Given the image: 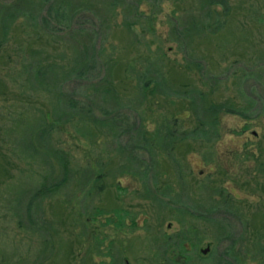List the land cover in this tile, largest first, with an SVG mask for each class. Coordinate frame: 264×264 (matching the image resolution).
<instances>
[{
  "label": "rangeland",
  "instance_id": "374dc122",
  "mask_svg": "<svg viewBox=\"0 0 264 264\" xmlns=\"http://www.w3.org/2000/svg\"><path fill=\"white\" fill-rule=\"evenodd\" d=\"M94 1L99 3L98 8L106 10L110 6L108 0ZM150 2H142L140 23L132 24L131 31L123 23L120 7L114 11L108 9V22L100 23L97 28V53L103 48L100 55L116 61L113 84L122 99L118 117L122 131L104 128L96 143L77 131L72 123L53 120L49 92L23 90L19 87L20 80H15L28 51L41 61L62 62L64 54L70 52L69 47L43 36L46 30L42 29L41 21L40 27L34 28L22 20L15 23L9 40L0 46V264H223L217 256L230 240H238L244 232L247 237L248 231L260 226L264 217V172L258 162L264 161V113L250 118L243 115L239 108L248 104L241 90L252 89L254 78L241 89L234 75L243 79L248 72L243 68L251 66L257 70L259 64L264 65V56L246 60L244 65L251 44L258 43L264 49V0H229L232 10L227 16L232 17L234 28L225 27L222 36L198 37L190 50L178 47L170 33L178 15L197 7L193 0H160L156 7ZM82 13L77 21L74 19V24L98 20L104 10L95 11V15ZM58 35L68 38L67 34ZM226 56L227 60H221ZM146 57L163 70L167 82L173 85L170 94L153 89L154 81L141 94L138 88L143 80L130 68H141ZM229 59L240 61L222 72L219 89L209 93L218 86L211 85L215 80L211 71L228 65ZM197 61L203 62V68ZM93 70L91 74H96L97 85L107 73L101 66ZM154 75L158 76L157 72L148 73L145 80H152ZM79 84L77 79H67L64 92L70 96L76 91L85 92L86 86L80 88ZM191 86L208 92L207 99L211 102L235 104L234 112L219 114L218 134L211 131L207 138L193 135L196 127L193 100L184 92ZM104 107V110L113 108L112 104ZM41 115H45L47 123L55 122L51 128L52 142L64 151L70 166L96 170L102 175L103 183L98 193L87 194L88 188L68 185L60 195H46L42 221L34 215L35 224L47 230L53 241L52 253L42 263L37 258L42 240L31 230L25 213L28 198H23L16 211L12 196L13 191L19 193L34 184V180L38 182L45 172L36 163L30 166L18 158L12 141L16 123L23 119L22 125H35L31 117ZM161 125L178 130V136L185 132L173 149L176 162L164 160L160 155L156 160L142 144L140 148L133 146L138 144V131H146L149 136ZM131 156L135 165L142 166L141 170L149 166L146 180L131 173L121 174ZM204 157L210 159L208 163ZM60 170L57 166L55 172ZM54 182L51 180L49 184ZM152 194L156 198L147 197ZM183 201L191 206L184 207ZM202 202L205 208L200 205ZM224 216L233 219L231 234L230 230L217 229L214 225V221ZM245 217L250 219V226L242 222ZM181 220L186 223L182 224ZM193 225H196L193 231L202 239L199 256L194 247L179 248L174 244L179 241L178 232ZM228 234L229 237L221 240L220 237ZM240 243L236 244L241 249L238 263L255 264L248 261L249 254L245 257L247 248ZM207 247L209 250L203 253ZM212 253L219 262L206 259Z\"/></svg>",
  "mask_w": 264,
  "mask_h": 264
},
{
  "label": "trees",
  "instance_id": "16d2710c",
  "mask_svg": "<svg viewBox=\"0 0 264 264\" xmlns=\"http://www.w3.org/2000/svg\"><path fill=\"white\" fill-rule=\"evenodd\" d=\"M143 1L144 0H108L110 6H104L107 8L105 10L103 8H98L99 3H95L94 0H8L5 2L0 0V46L9 40L10 32L15 23L22 20V22H25L28 26L34 28L40 27L43 23L42 29L46 30L43 36H48L49 41L53 39L54 42H59L61 46H68L70 51L67 54L66 49H64L66 52V54H64L65 62H60L59 60H53L51 62L41 61V59H36L33 54L28 51L20 64V70H18L15 75V80H20L19 87H22L23 90H45L49 92L51 96L50 103L52 105L50 111L53 120L58 123H72L77 131L83 133V135L88 137L93 143H96L97 137L104 128L119 132V130H121L118 118L119 101L122 99H120L119 91L113 84V69L116 61H113L114 59L111 60V58L106 55H100V51H103V48L100 49L99 54L97 53L95 47V34L99 24L109 20L108 9L110 11L113 9L114 11L116 7L122 9L123 23L131 31L132 24L140 23L139 18L142 14L141 4ZM150 1V4L156 7L160 0ZM194 3L196 4L195 6H197L196 8L192 7L191 9H187L184 14L176 17L177 21L172 25L170 33L171 36L173 35L171 40L175 41L178 47L189 48V50L191 46L195 45L194 43L198 37H209L210 35L222 36L225 27L230 29L232 27L234 28V23H232L230 19L232 17L227 16L228 14L230 15L232 10V7L229 5V0H193V5ZM218 6L221 7L220 10H218ZM103 10L104 15H101L102 17L100 16L101 18L99 17L98 20L94 18L89 24H87L88 22L86 20H83L80 24H74V19L77 21V18H80V15L83 14L82 12L94 13L95 11L102 12ZM149 18L151 19L152 17ZM256 19L260 21L258 18ZM53 20L54 23L51 25V21ZM49 24L51 26H49ZM58 33H62L63 35L67 34V37L70 39L61 37ZM87 35L92 36L87 37ZM67 41L71 43L67 44ZM250 46H252V49H250L249 53H245L247 58L244 57V65H246V60L253 61V57L260 59L264 56V49L261 45L256 43ZM241 56L243 57V55ZM221 60H227V56ZM149 61V58L146 57L145 60L141 62V68L138 69L135 66L130 68L135 71L141 81L143 80V84L138 88L141 89V94L144 93V90L149 87L152 81H154L153 89L155 88L157 92L170 94V92L173 91V85L167 82L163 70H161L158 65H154ZM237 61L239 62L240 60H231L228 65L218 66L215 70L211 71V74L215 75L213 76L215 80L211 85L218 86L213 87V90L211 89L209 93L219 89V83L222 81L219 76ZM197 65L203 68V62L197 61ZM259 65L261 67L257 70H253L251 66L243 68V70L248 71L244 74L243 79L240 75H234L241 89L245 83L254 78L252 89L246 87L241 90L242 95H245L244 101L248 106L244 108L240 107L239 109H241L243 115L248 118L257 115L260 116L261 113H264V65ZM97 66H101L108 75L106 74L107 77L104 76L100 80L98 79L99 81L96 85L97 82H94L96 74L91 73L95 71L93 67L96 68ZM153 71L155 73L157 72L158 76L154 75L152 80L146 81V75ZM69 78L79 80V83H81L79 87L82 85L86 86L85 92L76 91V93L74 92L71 96L66 94L64 92V85ZM204 84L205 83H203V85ZM180 91L181 90H179V93ZM184 92L193 100L192 109L195 112L196 127L192 133L195 137L207 138L208 133L211 131L218 134L220 124L219 114L221 111L228 113L234 112L236 109L234 103L227 102L225 104L219 102L218 104L217 102H211L207 99L209 98L208 92H205L202 88L197 86H191L188 90H184ZM105 104H112V110H104ZM31 118L35 125H30L31 123H29L24 126V124H21L24 121L23 119L16 123L14 132L15 138L12 141L17 149L18 158L25 160L30 166H34V163H36L43 168L45 172H43L42 176H39L41 179L38 182L34 180V184H30L29 188L21 190L19 193L13 191L12 196L15 200L13 209L16 211L20 209L23 198H28V202L25 205V213L30 221L29 226H31V230L38 233V236H40L42 240V246H40L37 254L39 262L42 263L51 255L53 241L47 230H41L43 228L40 224L39 226L35 224L34 215L37 214V219L39 217V220L42 221L41 216L44 213L43 202L46 195L51 196L53 193L60 195L62 189H65L68 185L72 187L76 185L82 190L88 188L87 194L93 191L98 193L103 189V183L101 181L102 175L98 174L96 170L90 167L76 169L70 166V161L66 159L64 151L57 148L52 142L51 128L55 127V122L47 123L45 115L33 116ZM177 131L178 130H174L173 128L171 129L169 125L165 127L163 125L158 126L149 136L145 134L146 131H138L136 136L138 144L136 145L135 143L133 146L134 148H140L142 144V148L149 149V152L153 153L152 157L156 160H158L157 158L160 155L164 160H173L176 162L177 159L173 154V149L176 143L184 138L182 135L185 134V132H182V134L178 136ZM115 138L119 137L115 136ZM21 143H24V145H21ZM212 155H214V153H212ZM204 159L207 163L208 160H210L207 157H204ZM134 161L132 156L129 157L128 162L123 166L124 169L121 171V174L131 173L134 176H140L142 181L146 180L148 172L146 169L149 166L141 170L140 168L142 166L135 165ZM258 163L259 166H263L261 171L264 172V161H259ZM57 166L61 168L60 172H55ZM130 167H136L137 169ZM179 178L183 179L180 173ZM51 180H56V182L49 184ZM204 185L206 186V184ZM148 192L150 194L153 193L149 189ZM147 197L156 198L155 194ZM187 201H183L182 204L184 207L189 208L191 205ZM230 201H232V199ZM232 204L230 205L231 210L234 211L235 208ZM200 205L205 208L203 202ZM16 211L14 212L16 213ZM181 222L183 224L185 220H181ZM242 222L246 227L250 226V219L248 217H245V219L242 218ZM214 225L217 229L230 230V234L233 231L232 226H234L233 219L230 216H224L221 220L214 221ZM259 225L258 228L253 227V231H248L247 237L245 236L246 232L240 235L241 238L238 239L239 242L237 239L230 240V244L226 246V249L219 252L217 256L222 260L221 263L239 264L238 253L241 249L237 248L236 244L241 242V247L244 245L247 248L245 254H249L248 261L254 262L255 264H264V217ZM193 227H196V225L180 230V232H178L179 241L174 242V244L179 248L187 247V249H191V247H194L196 248V255L199 256L198 248L202 239L193 231ZM29 229L30 228H26V230ZM225 237H229V234L220 238L223 240ZM169 238L171 237L169 236ZM219 241L220 239L218 242ZM247 254L245 256L246 258ZM212 258L215 259L213 253L206 259L210 260ZM217 259H215V261L219 262ZM110 264H113V262Z\"/></svg>",
  "mask_w": 264,
  "mask_h": 264
},
{
  "label": "water",
  "instance_id": "95a60500",
  "mask_svg": "<svg viewBox=\"0 0 264 264\" xmlns=\"http://www.w3.org/2000/svg\"><path fill=\"white\" fill-rule=\"evenodd\" d=\"M208 250H209V248L207 247V248L203 249L202 252L206 253Z\"/></svg>",
  "mask_w": 264,
  "mask_h": 264
}]
</instances>
